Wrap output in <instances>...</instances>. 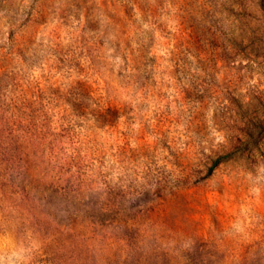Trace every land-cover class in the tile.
<instances>
[{
  "label": "rangeland",
  "instance_id": "374dc122",
  "mask_svg": "<svg viewBox=\"0 0 264 264\" xmlns=\"http://www.w3.org/2000/svg\"><path fill=\"white\" fill-rule=\"evenodd\" d=\"M0 264H264V0H0Z\"/></svg>",
  "mask_w": 264,
  "mask_h": 264
}]
</instances>
